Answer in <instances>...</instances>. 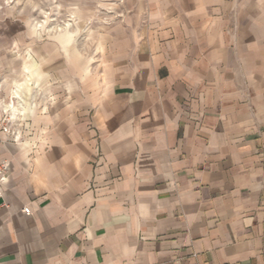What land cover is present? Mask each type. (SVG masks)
I'll list each match as a JSON object with an SVG mask.
<instances>
[{
  "label": "crops",
  "instance_id": "obj_1",
  "mask_svg": "<svg viewBox=\"0 0 264 264\" xmlns=\"http://www.w3.org/2000/svg\"><path fill=\"white\" fill-rule=\"evenodd\" d=\"M119 28L95 70L65 29L25 51L57 85L0 130V264H264V0H124Z\"/></svg>",
  "mask_w": 264,
  "mask_h": 264
},
{
  "label": "rangeland",
  "instance_id": "obj_2",
  "mask_svg": "<svg viewBox=\"0 0 264 264\" xmlns=\"http://www.w3.org/2000/svg\"><path fill=\"white\" fill-rule=\"evenodd\" d=\"M123 19L124 0H0L1 121L7 123L9 119L17 122L18 119L26 118L30 101H47L53 94L52 87L57 85L46 73L42 74L47 67L41 60L37 61L40 71L39 78L36 77L38 84L26 82L23 75L26 74V66L23 72L21 70L25 51L34 50L35 47L39 52L44 40L65 29L66 33L72 34L65 47L66 68L77 53L83 66L89 64L95 70L111 50L112 38L121 33L117 27L123 23ZM29 21L50 31L44 29L34 36L29 30ZM18 88L22 97L13 98L14 104L19 106L20 103L26 110L12 117L3 104L9 102L12 90ZM48 92L50 97H47ZM17 99L22 101L18 102Z\"/></svg>",
  "mask_w": 264,
  "mask_h": 264
},
{
  "label": "built area",
  "instance_id": "obj_3",
  "mask_svg": "<svg viewBox=\"0 0 264 264\" xmlns=\"http://www.w3.org/2000/svg\"><path fill=\"white\" fill-rule=\"evenodd\" d=\"M32 102V100L30 101ZM20 106V103H19ZM19 119L17 122L7 119V123H4L0 119V130L8 134L13 141H17L20 136V126L18 125ZM25 125V124H23ZM9 161L6 159H0V197L2 196L4 190V183L7 179V172L9 169ZM21 211L24 213H29V207L24 206L21 208Z\"/></svg>",
  "mask_w": 264,
  "mask_h": 264
},
{
  "label": "bare ground",
  "instance_id": "obj_4",
  "mask_svg": "<svg viewBox=\"0 0 264 264\" xmlns=\"http://www.w3.org/2000/svg\"><path fill=\"white\" fill-rule=\"evenodd\" d=\"M19 95V94H18ZM18 100V99H17ZM19 101H22V100H18V102ZM13 103H14V100H12V99H10L9 100V102L7 103V104H3V106H4V109L5 110H8L9 111V113H10V115H11V113H12V107H13ZM20 107H21V105H20ZM23 112V111H22ZM12 116V115H11ZM13 117V116H12Z\"/></svg>",
  "mask_w": 264,
  "mask_h": 264
}]
</instances>
